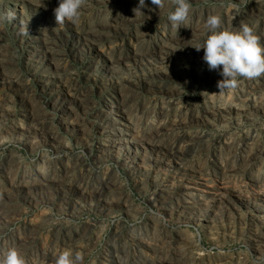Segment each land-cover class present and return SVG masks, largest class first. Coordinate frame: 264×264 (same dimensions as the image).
Segmentation results:
<instances>
[{
  "label": "rangeland",
  "instance_id": "rangeland-1",
  "mask_svg": "<svg viewBox=\"0 0 264 264\" xmlns=\"http://www.w3.org/2000/svg\"><path fill=\"white\" fill-rule=\"evenodd\" d=\"M189 2L178 29L171 0H86L75 25L59 0H0V251L264 264V78L219 92L192 47L209 15L264 43V0Z\"/></svg>",
  "mask_w": 264,
  "mask_h": 264
},
{
  "label": "clouds",
  "instance_id": "clouds-1",
  "mask_svg": "<svg viewBox=\"0 0 264 264\" xmlns=\"http://www.w3.org/2000/svg\"><path fill=\"white\" fill-rule=\"evenodd\" d=\"M86 0H59L58 7L54 9L57 25H63L66 21L78 24L81 20V9ZM151 4L158 9L165 7V0H151ZM174 10L168 12L167 19L176 28L186 24L192 9L189 0H171ZM147 7L145 0H139V4L133 9L135 15L141 9ZM151 10V9H150ZM5 18L12 20L15 14L9 12ZM222 18L220 15H209L204 25L206 35L203 43L195 46L196 51L203 49V60L209 70L218 71L221 80L217 82L219 92L233 90L238 87L240 79L256 80L264 78V43L261 42L254 28L249 24H241L238 30H220ZM25 34H28L27 28ZM83 257L80 253H73L66 249L60 252L54 264H82ZM0 264H27L24 255L15 247H8L0 251Z\"/></svg>",
  "mask_w": 264,
  "mask_h": 264
},
{
  "label": "bare ground",
  "instance_id": "bare-ground-1",
  "mask_svg": "<svg viewBox=\"0 0 264 264\" xmlns=\"http://www.w3.org/2000/svg\"><path fill=\"white\" fill-rule=\"evenodd\" d=\"M192 147V146H191ZM197 150H199V149H197ZM196 151V150H195ZM196 154V153H195ZM247 168V167H246ZM251 168V167H250ZM249 169V168H248ZM253 170V169H252ZM248 172V171H247ZM244 173V172H243ZM160 190V189H159ZM223 195H224V193H223ZM228 195V194H227ZM226 198H227V196H226ZM222 199V198H221ZM224 200V199H223ZM201 203V202H200ZM193 205V204H192ZM191 205V206H192ZM199 205H201V204H199ZM187 206V205H186ZM190 206V205H189ZM180 208V207H179ZM177 209V208H176ZM215 209V208H214ZM178 211H180L179 209H178ZM184 211H186V210H184ZM178 214V213H177ZM209 216V215H208ZM160 230H161V228H160ZM263 232V231H262ZM264 233V232H263ZM262 233V234H263ZM162 235V234H161ZM164 245V244H163ZM259 245V244H258ZM261 245V244H260ZM165 247V246H164ZM125 249H127L126 247H125ZM124 249V250H125ZM129 249V248H128ZM165 249V248H164ZM162 251V250H161ZM127 252V251H126ZM183 257V256H182ZM263 257V256H262ZM181 258V257H180ZM186 258V257H185ZM183 260V259H182ZM139 263V262H138ZM141 263V262H140ZM128 264V263H127ZM136 264V263H135Z\"/></svg>",
  "mask_w": 264,
  "mask_h": 264
}]
</instances>
